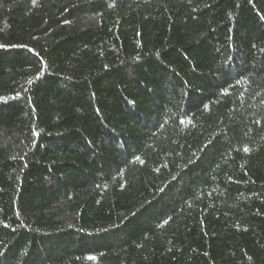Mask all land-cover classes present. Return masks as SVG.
I'll use <instances>...</instances> for the list:
<instances>
[{
	"label": "trees",
	"instance_id": "obj_1",
	"mask_svg": "<svg viewBox=\"0 0 264 264\" xmlns=\"http://www.w3.org/2000/svg\"><path fill=\"white\" fill-rule=\"evenodd\" d=\"M0 264H264V0H0Z\"/></svg>",
	"mask_w": 264,
	"mask_h": 264
}]
</instances>
